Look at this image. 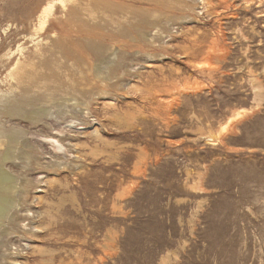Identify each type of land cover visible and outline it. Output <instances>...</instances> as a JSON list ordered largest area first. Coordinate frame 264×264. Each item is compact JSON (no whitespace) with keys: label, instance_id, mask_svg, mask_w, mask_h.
Returning a JSON list of instances; mask_svg holds the SVG:
<instances>
[{"label":"rangeland","instance_id":"obj_1","mask_svg":"<svg viewBox=\"0 0 264 264\" xmlns=\"http://www.w3.org/2000/svg\"><path fill=\"white\" fill-rule=\"evenodd\" d=\"M1 171L0 264H264V0H0Z\"/></svg>","mask_w":264,"mask_h":264},{"label":"bare ground","instance_id":"obj_2","mask_svg":"<svg viewBox=\"0 0 264 264\" xmlns=\"http://www.w3.org/2000/svg\"><path fill=\"white\" fill-rule=\"evenodd\" d=\"M51 8V7H50ZM47 10H50L49 8ZM47 10L45 9V11L47 12ZM45 12V13H46ZM48 13V12H47ZM44 14V13H43ZM46 15V14H45ZM46 17V16H45ZM11 181V178L6 174V172L1 171L0 172V185H7L9 184ZM12 202H10L7 199H0V217L1 218H5L7 216L8 213V209L6 207V205H10L11 206Z\"/></svg>","mask_w":264,"mask_h":264}]
</instances>
